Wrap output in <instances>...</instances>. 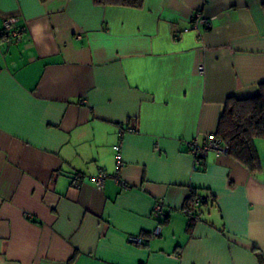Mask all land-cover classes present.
Returning <instances> with one entry per match:
<instances>
[{"label": "crops", "instance_id": "0c3cea01", "mask_svg": "<svg viewBox=\"0 0 264 264\" xmlns=\"http://www.w3.org/2000/svg\"><path fill=\"white\" fill-rule=\"evenodd\" d=\"M260 82L264 0H0V264H264V138L254 171L187 145ZM121 125L120 181L98 187Z\"/></svg>", "mask_w": 264, "mask_h": 264}, {"label": "trees", "instance_id": "16d2710c", "mask_svg": "<svg viewBox=\"0 0 264 264\" xmlns=\"http://www.w3.org/2000/svg\"><path fill=\"white\" fill-rule=\"evenodd\" d=\"M98 5H119L131 8H141L144 0H93ZM215 136L227 146V152L232 157L254 171L259 166L257 150L254 144L256 138H264V82L258 84L257 93L250 97H227L222 112L218 118ZM199 199V205L194 200ZM205 198L192 192L185 201L182 210L188 217V227L199 216L200 206ZM168 214L157 220L159 224L167 221Z\"/></svg>", "mask_w": 264, "mask_h": 264}, {"label": "built area", "instance_id": "2783aa9c", "mask_svg": "<svg viewBox=\"0 0 264 264\" xmlns=\"http://www.w3.org/2000/svg\"><path fill=\"white\" fill-rule=\"evenodd\" d=\"M19 19L17 16H10L3 20V29L1 31V35L7 37H19L21 34V30L18 27ZM211 27V19L208 17L202 16L200 13H196L192 18V26L191 28L195 29L197 32L199 30L208 29ZM190 27L184 28V31H188ZM199 38V37H198ZM202 69V66L199 65V70ZM127 130H132L131 128H124L121 125L118 129V140L114 144V154L116 159V170L113 174L109 175L106 172L100 171L97 175L92 177V180L98 187H102L107 177H113L117 181H120L119 171L122 166L121 160V147H122V137L123 133ZM189 151L193 154L195 163H199L202 158H204L209 152H217V153H226L227 146L223 143V141L215 136L214 134L207 135L204 140L199 143L197 140H190L187 142ZM194 205H199V199L196 198L194 200ZM163 202L161 200H157L153 204L152 213L155 218L158 220L163 215ZM29 215V214H28ZM158 222V221H157ZM160 230V224L157 223V226L153 230L152 234L157 235ZM129 241L144 244L148 241V237L144 235H130Z\"/></svg>", "mask_w": 264, "mask_h": 264}]
</instances>
